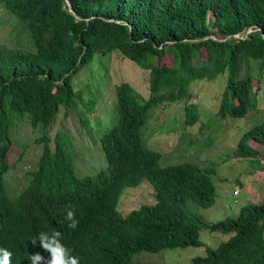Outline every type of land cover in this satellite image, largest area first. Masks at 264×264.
<instances>
[{
  "label": "trees",
  "instance_id": "trees-1",
  "mask_svg": "<svg viewBox=\"0 0 264 264\" xmlns=\"http://www.w3.org/2000/svg\"><path fill=\"white\" fill-rule=\"evenodd\" d=\"M1 3L30 31L36 49L28 53L0 45V248L16 253V264L27 263L37 252L47 260L38 237L51 230L61 231V243L80 264H134L144 253L205 246L203 229L231 237L191 264H264V204L249 203L236 216L204 222L189 203L206 209L216 204L213 171L193 163L162 168L161 153L142 145L148 113L187 99L197 81L227 75L217 113L221 119L244 118L257 108L264 81V0ZM112 53L146 72L149 99L128 81L117 86L118 122L101 139L114 177L105 182L102 173L80 180L68 134L61 131L51 138L48 132L60 111L68 112L76 101L75 76L96 54ZM168 56L171 64L160 65ZM185 111L186 126L197 125L198 107L186 104ZM15 114H29L32 126H41L44 135L34 142L42 147L37 168L28 173L25 189L10 197L5 177L11 169ZM251 142L264 146V123L242 136L233 155L258 158ZM144 181L153 186L155 203L123 216L124 190ZM69 209L78 221L75 229L65 219Z\"/></svg>",
  "mask_w": 264,
  "mask_h": 264
},
{
  "label": "rangeland",
  "instance_id": "rangeland-1",
  "mask_svg": "<svg viewBox=\"0 0 264 264\" xmlns=\"http://www.w3.org/2000/svg\"><path fill=\"white\" fill-rule=\"evenodd\" d=\"M0 45L34 53L36 51L30 31L2 5L0 0ZM170 56L159 60V64H171ZM253 85L258 84V65L252 70ZM264 78V76H263ZM261 79V78H260ZM228 77L220 76L214 81H197L190 90V102L199 106L201 124L187 127L184 124L187 100L161 105L147 115L144 134L150 150H159L161 167L182 163H193L202 169L213 171L217 187V201L211 208H202L194 202L189 203L191 212L209 224L236 216L240 209L249 203L264 204V146L251 142L259 152L252 160L236 158L233 154L242 136L259 124L264 123V81L257 98V108L249 110L244 118L221 119L216 113L225 90ZM130 82L143 98L149 99L146 72L136 63L124 59L118 53L108 56L96 54L93 62L83 68L74 78L77 92L73 107L66 112L62 109L52 130L65 132L77 150L79 170L77 175L93 176L107 167L100 138L111 131L118 122L116 88L123 82ZM196 100L193 102L191 100ZM202 108L204 112L202 113ZM11 136L13 147L9 154L11 169L6 175V188L9 195L19 194L28 182V173L38 166L42 147L34 142L43 134L41 126L33 128L31 116L15 114ZM85 118V122L83 121ZM204 125L203 128L200 126ZM186 128V129H185ZM97 142L93 145L92 142ZM92 144L91 146H88ZM53 145V144H51ZM85 167L87 171L84 173ZM240 192L234 195V191ZM155 203L154 189L144 182L137 189L125 192L119 210L126 216L143 205ZM230 235L200 231V240L205 246L177 248L159 254L144 253L136 258L134 264H191L192 259L206 255V249H217L230 239Z\"/></svg>",
  "mask_w": 264,
  "mask_h": 264
},
{
  "label": "clouds",
  "instance_id": "clouds-1",
  "mask_svg": "<svg viewBox=\"0 0 264 264\" xmlns=\"http://www.w3.org/2000/svg\"><path fill=\"white\" fill-rule=\"evenodd\" d=\"M191 90V89H190ZM191 95V94H190ZM184 100H187L186 101V104H189V105H194V103L192 104L190 102V96L187 98V99H184ZM182 100V101H184ZM193 102H196V100H191ZM178 102V101H176ZM175 102V103H176ZM185 104V105H186ZM194 106H197V105H194ZM199 107V106H197ZM220 107V106H219ZM202 113L204 112V108H202ZM218 110L219 108L217 109V113H218ZM185 111V110H184ZM216 113V115H217ZM185 118H186V111H185ZM201 120H202V115L200 116V121L199 123L197 124H201ZM184 124H185V119H184ZM32 124V123H31ZM147 125V124H146ZM145 125V126H146ZM186 126V124H185ZM189 127V126H187ZM201 127V126H200ZM34 128V127H33ZM38 128V127H37ZM36 129V128H35ZM186 129V128H185ZM110 132V131H109ZM108 133V132H107ZM107 133H104V134H107ZM104 134L102 135V137L104 136ZM12 137V136H11ZM102 137L100 138V144H101V139ZM144 137L143 140L145 139L147 144L149 143V140L148 138L145 136L144 134ZM93 145H96L97 142H92ZM92 144H89L88 146H91ZM143 147L147 150V146L145 144V141H144V144H142ZM102 147V145H101ZM74 148V147H73ZM75 150V166H74V173H75V176L82 180L84 178H95L99 175H101L102 173L104 174L103 176V180L105 182H108V181H112L113 177H114V167H113V164L110 166L108 161H107V158L104 154V157H105V161H106V164H107V168L105 170H101L100 172H98L96 175H93V176H87V175H81L82 177L78 176L77 173H78V170H79V174H81V170L78 168V164H77V158H80V156L77 154V150L74 148ZM150 150V149H149ZM103 151V150H102ZM159 151V150H158ZM104 153V152H103ZM10 164V163H9ZM163 168V167H162ZM87 171V167H85V170H84V173ZM146 183H148L152 188L153 186L147 182V181H144ZM143 182V183H144ZM5 183H6V177H5ZM142 183V184H143ZM141 184V185H142ZM141 185L133 188V187H129V188H126L123 192V195L121 198H123L124 194L126 191L130 190V189H137L139 188ZM7 187V186H6ZM25 189V188H24ZM23 189V190H24ZM22 190V191H23ZM21 191V192H22ZM236 191V190H235ZM234 191V195L235 194H238L240 192L239 189H237L238 193H235ZM20 192V193H21ZM155 192V191H154ZM6 193L9 195L8 193V190L6 188ZM19 193V194H20ZM19 194L15 195V196H10V197H17ZM121 202V201H120ZM120 205V204H119ZM120 211V210H119ZM65 219L67 221H70L69 223V228H72V229H75L78 225V221L75 219V213L73 210L69 209L67 211V214L65 216ZM60 231V230H59ZM49 231V232H41L39 234V237H38V240H39V243L41 245V247L43 248V250L45 252H47L49 254V257L47 260H45V257H43L39 252L33 254L30 256V260L27 262V263H24V264H80V261L79 259L76 257V256H73V255H70V250L63 244L61 243V231ZM37 243V240L36 239H33L32 240V244L33 245H36ZM16 259H17V255L16 253H14L10 248H7V247H4V248H0V264H16ZM15 261V262H14Z\"/></svg>",
  "mask_w": 264,
  "mask_h": 264
},
{
  "label": "built area",
  "instance_id": "built-area-1",
  "mask_svg": "<svg viewBox=\"0 0 264 264\" xmlns=\"http://www.w3.org/2000/svg\"><path fill=\"white\" fill-rule=\"evenodd\" d=\"M236 37H237V38H240V36H239V35H237ZM235 193H238V191L236 190V191H235Z\"/></svg>",
  "mask_w": 264,
  "mask_h": 264
},
{
  "label": "crops",
  "instance_id": "crops-1",
  "mask_svg": "<svg viewBox=\"0 0 264 264\" xmlns=\"http://www.w3.org/2000/svg\"><path fill=\"white\" fill-rule=\"evenodd\" d=\"M252 203V202H251ZM253 203H256V202H253Z\"/></svg>",
  "mask_w": 264,
  "mask_h": 264
}]
</instances>
